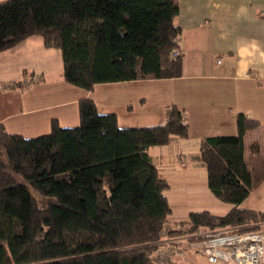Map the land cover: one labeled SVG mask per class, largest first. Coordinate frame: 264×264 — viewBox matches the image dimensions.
<instances>
[{"label":"trees","instance_id":"1","mask_svg":"<svg viewBox=\"0 0 264 264\" xmlns=\"http://www.w3.org/2000/svg\"><path fill=\"white\" fill-rule=\"evenodd\" d=\"M178 12L177 0H1L0 52L39 36L61 52L64 80L85 90L176 78ZM78 113L77 126L54 119L32 138L0 123V264H157L160 241L182 229L264 223V212L239 207L264 180V160L249 166L244 158L245 133L262 126L264 134V124L239 113L236 135L201 139L208 188L231 207L224 215L190 212L187 224L163 233L168 183L147 150L188 136L184 111L169 105L163 125L139 128L119 127L116 114H99L89 98ZM249 150L259 154L260 145Z\"/></svg>","mask_w":264,"mask_h":264},{"label":"crops","instance_id":"2","mask_svg":"<svg viewBox=\"0 0 264 264\" xmlns=\"http://www.w3.org/2000/svg\"><path fill=\"white\" fill-rule=\"evenodd\" d=\"M177 3L180 77L99 83L85 90L64 80L61 52L45 48L39 36L0 52V123L10 134L25 138L47 134L54 119L62 127L77 126L78 102L83 98L93 100L99 114H116L121 128L161 126L169 105L184 111L188 136L147 150L160 174L167 165L177 167L171 172L177 178L172 198L181 217L171 213L167 222L172 226L184 223L178 220L188 219L190 212L225 214L220 213L206 169L197 160L201 139L236 135L239 113L264 124V0ZM16 62L21 63L16 82L6 87L1 80ZM261 140L262 126L245 133L244 158L249 166L261 161L249 150L251 143H258L263 151ZM239 207L264 212V180ZM196 259H202L197 264H210L203 255H193L187 262L194 264Z\"/></svg>","mask_w":264,"mask_h":264},{"label":"built area","instance_id":"3","mask_svg":"<svg viewBox=\"0 0 264 264\" xmlns=\"http://www.w3.org/2000/svg\"><path fill=\"white\" fill-rule=\"evenodd\" d=\"M170 228L172 226L167 222L163 233ZM181 231L180 235L160 241L157 264H177V259L184 253L183 245L200 252L210 264H264V223L255 229L244 226L200 229L193 233L186 229Z\"/></svg>","mask_w":264,"mask_h":264},{"label":"rangeland","instance_id":"4","mask_svg":"<svg viewBox=\"0 0 264 264\" xmlns=\"http://www.w3.org/2000/svg\"><path fill=\"white\" fill-rule=\"evenodd\" d=\"M36 38H39V37H36ZM19 65L21 67V63L16 62L15 66L10 67V68L7 69V71L5 73V76H4V80L3 81L1 80L2 84H5L6 87H8L9 85H11L14 82H16V80H14V79H17V77H18V76H15V74L17 73V67ZM0 79H2L1 76H0ZM255 134L259 136L258 132H256ZM256 139H258V138H256ZM261 143L264 144V141L261 140ZM254 156H255V158H258L259 160H264V149L259 154H256ZM167 167H168V169L166 170V166H165L162 174H160L161 173L160 172L159 175H161V177L164 176L165 178L163 177V179H165L166 182L168 183V188L166 190H170V193L169 194L166 193L165 196H166V198H167V195L169 197V200L168 199L167 200H168V203H169L170 208H171V213L174 214V212H177L178 213L177 217H181V214H180L181 211L178 209L177 202L175 200H173V198H172V196H175V186H176L177 178H176V176H173L171 174V172H173V170L177 169V167L171 166V165H167ZM198 187L200 188L201 186L198 185ZM165 191H164V194H165ZM216 200H217V202H219L220 209H222V211H220V213H226L228 211V209L230 208L229 204L228 203H225V202H223V201H221V200H219L217 198H216ZM207 206L208 205H205V207H207ZM176 208H177V210H176ZM199 211H202V210H199ZM215 211H217V210H214V212ZM224 211H226V212H224ZM171 213H170L169 218H171ZM178 221L184 222L182 224L184 226L185 224L188 223L189 217L186 220H178ZM182 248L184 249L183 246H182ZM193 255H202V254L200 252H196L194 250L191 251V250H187V249L185 250L184 249L183 256L182 257H179L178 262L186 263V264H193V261L186 262L187 261V258H192ZM201 261H202V259H196L194 261V264L201 263Z\"/></svg>","mask_w":264,"mask_h":264}]
</instances>
